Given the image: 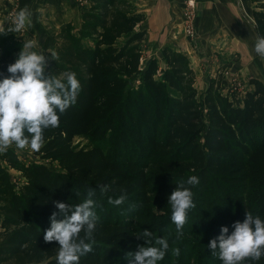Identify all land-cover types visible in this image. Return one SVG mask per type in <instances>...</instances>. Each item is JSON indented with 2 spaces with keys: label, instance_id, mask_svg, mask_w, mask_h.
<instances>
[{
  "label": "trees",
  "instance_id": "obj_1",
  "mask_svg": "<svg viewBox=\"0 0 264 264\" xmlns=\"http://www.w3.org/2000/svg\"><path fill=\"white\" fill-rule=\"evenodd\" d=\"M256 1L260 5L251 16L259 37L264 36V0ZM144 19L130 0H88L82 36L69 25L58 32L56 57L47 71L75 72L81 90L35 152L58 169L24 164L11 148L0 156V264H57L58 242L43 239L49 217L58 211L54 202L78 205L89 189L96 190L99 223L93 251L80 264H131L129 253L138 245L158 246L155 238L169 242L157 264H222L208 247L221 228L230 235L247 212L264 220V83L251 78L252 89L240 105L212 83L198 99L195 72L184 53L164 46L158 58L143 62L147 31L139 26ZM83 37L93 46H85ZM12 39L0 35V80L19 55ZM108 133L113 149L73 144L77 136L102 140ZM8 168L24 177L18 190ZM193 175L200 183L188 186ZM179 183L191 189L196 205L182 236L168 204ZM101 185L109 191L101 193ZM122 190L125 203L110 205L108 199ZM144 230L153 234L151 245L137 238ZM242 264H264V256Z\"/></svg>",
  "mask_w": 264,
  "mask_h": 264
},
{
  "label": "clouds",
  "instance_id": "obj_2",
  "mask_svg": "<svg viewBox=\"0 0 264 264\" xmlns=\"http://www.w3.org/2000/svg\"><path fill=\"white\" fill-rule=\"evenodd\" d=\"M32 12L25 6L9 17L11 31L21 32L30 23ZM7 32L0 31V35ZM32 41L23 44V49L14 63L7 68L9 75L0 80V152H6L15 145L17 149L30 148L39 152L45 143V132L58 128L60 116L77 103L81 85L75 72L56 75L47 71V56L32 49ZM255 52L264 57V36L255 43ZM56 57V53H51ZM188 186L200 183L198 176L187 179ZM101 193H107L109 186H99ZM96 190L89 189L86 198L78 205L60 201L54 202L50 228L45 230L46 243L58 242L57 264H80L83 256L93 251L94 234L99 217L95 211ZM127 200L126 190L118 198L108 199L110 205L119 207ZM171 206V221L178 236L183 235L189 210L196 207L193 192L184 183H179L168 198ZM58 217H60L58 219ZM234 231L229 235L227 227L210 241L208 247L217 255L222 264H242L246 259L260 260L264 256V220L246 213L243 222L232 225ZM146 245H151L153 234L144 230L137 235ZM158 246H137L131 264H157L162 261L169 249L167 238H155ZM178 254L179 250H175Z\"/></svg>",
  "mask_w": 264,
  "mask_h": 264
},
{
  "label": "rangeland",
  "instance_id": "obj_3",
  "mask_svg": "<svg viewBox=\"0 0 264 264\" xmlns=\"http://www.w3.org/2000/svg\"><path fill=\"white\" fill-rule=\"evenodd\" d=\"M130 1L137 9H141L137 7L135 0ZM185 1L181 0L180 7L175 13L178 19H173L171 22L174 23V31L171 33L172 38L177 40L175 47L171 48L184 53L188 57L190 66L194 69L196 75L197 98L200 99L208 85L212 83L214 88L218 89L220 94L227 97L232 103L235 105L241 104L245 92L252 89L249 84L251 78H257L264 83V57L259 56L257 53L254 55L255 59L249 56L245 57V48L242 49L237 43L238 40L241 41L239 39L240 31H244L249 36L254 32V28L251 26L253 21L250 20L248 25L242 17V12H247L251 16V12L258 8L260 2L256 0H194L195 17L193 27L196 35L194 38H189L184 35L181 27ZM218 3L224 6L226 11L229 10L230 4L234 5L235 9L231 5L233 14L228 13L223 17L221 16V20L225 23L227 37L213 43V40L208 39L214 29L209 21L210 17H213L215 6ZM0 5V7H3L1 9H4V11H0V15L4 14L6 19L4 22L6 24L0 23V31L7 32V35L14 38L12 40L18 47V54L23 49L24 43L32 41L33 47L27 51L43 53L47 56V62H49L53 58L51 53L55 52L59 43L57 34L61 27L69 25L72 33L82 36L81 15L88 6V0H14L10 4H7L5 0H0ZM25 6L32 12L30 23L26 24L25 29L21 32L11 31L12 25L9 17ZM143 13L145 14V11ZM215 20L217 21V16H215ZM139 28L141 29V27ZM159 35L160 33L157 32L156 28H152L150 34L148 32L147 39L141 45L143 62H146L150 57H159V52L162 49L156 43V38ZM82 41L85 46H93L90 38L83 37ZM10 42L11 40L8 41L9 44ZM133 82L138 85L137 75L133 76ZM112 137L110 133L106 134L102 140L77 136L74 138L73 144L77 147H91L100 144L106 149H113ZM9 148L17 154L19 160L24 164L46 163L50 167L58 169L56 163L41 159L30 148L20 150L15 145ZM2 153L0 152V156ZM8 171L15 189L18 190L24 181L22 173L10 168H8Z\"/></svg>",
  "mask_w": 264,
  "mask_h": 264
},
{
  "label": "crops",
  "instance_id": "obj_4",
  "mask_svg": "<svg viewBox=\"0 0 264 264\" xmlns=\"http://www.w3.org/2000/svg\"><path fill=\"white\" fill-rule=\"evenodd\" d=\"M5 1L7 4L14 2V0H5ZM135 2L137 4V7L141 8L139 10H141L142 12L145 11V20H143V22L140 24L139 27H141V29H145L147 31V34L148 32L149 34L151 33L152 28L154 29L156 28L157 32L160 33V35L156 38V41H157L156 43L158 44V47L160 48H163L164 46L175 47L177 40H175V38H172L173 35L171 33H173L174 31V27H173L174 23H171V22L173 19H176V18L178 19L175 13L177 12V9H179L180 7L179 3L181 2V0H135ZM231 5L232 4H230V6ZM230 6H229L228 11H226L224 9V6L220 5L219 3L217 4V6H215V13L213 14V17L212 16L210 17V21H209V24L214 29L212 31V34L208 36V39L213 40V43L218 42L221 39L227 37L225 23L221 20V16L223 17L224 15H227L228 13L233 14V9H235V7L234 5H232L231 6L233 8L232 9ZM1 8L3 7H0V11L1 12L4 11V9H1ZM215 16H217V21L215 20ZM4 17H5L4 14L0 15V23H4L6 21ZM240 20L242 19L240 18ZM244 20L247 21V24L249 25L250 20H246V19ZM166 25L168 29L167 28L165 29ZM251 26H253L254 28V25H251ZM228 38H229V35H228ZM233 38L236 39V37L234 36ZM257 38L258 36L255 33V30L250 36L245 34L244 31H240L239 39L241 41L238 40L237 43L242 49L245 48L246 50L245 51L246 55H244L245 57L249 56V57L254 58V55H256L254 48H255V43L257 41ZM241 54L243 55L244 53L242 52Z\"/></svg>",
  "mask_w": 264,
  "mask_h": 264
},
{
  "label": "built area",
  "instance_id": "obj_5",
  "mask_svg": "<svg viewBox=\"0 0 264 264\" xmlns=\"http://www.w3.org/2000/svg\"><path fill=\"white\" fill-rule=\"evenodd\" d=\"M183 8V17L181 20L182 31L185 36L194 38L196 35L193 27V21L195 17V1L186 0ZM242 17L246 20H252L251 16L247 12H242Z\"/></svg>",
  "mask_w": 264,
  "mask_h": 264
}]
</instances>
